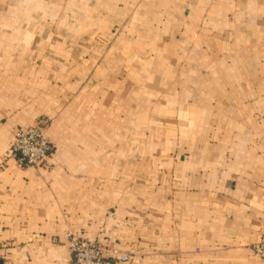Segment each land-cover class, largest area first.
I'll return each mask as SVG.
<instances>
[{
    "label": "crops",
    "instance_id": "1",
    "mask_svg": "<svg viewBox=\"0 0 264 264\" xmlns=\"http://www.w3.org/2000/svg\"><path fill=\"white\" fill-rule=\"evenodd\" d=\"M39 118L45 162H5ZM67 232L264 264V0H0V264H71Z\"/></svg>",
    "mask_w": 264,
    "mask_h": 264
},
{
    "label": "built area",
    "instance_id": "2",
    "mask_svg": "<svg viewBox=\"0 0 264 264\" xmlns=\"http://www.w3.org/2000/svg\"><path fill=\"white\" fill-rule=\"evenodd\" d=\"M46 124L47 121L41 118L25 128L17 129L4 161L13 159L24 168L41 166L51 151L45 136ZM65 245L70 251L71 264H115L128 261L127 255L115 248H105L99 239L81 237L72 232H67ZM253 250L255 257L264 261V236L254 245Z\"/></svg>",
    "mask_w": 264,
    "mask_h": 264
},
{
    "label": "rangeland",
    "instance_id": "3",
    "mask_svg": "<svg viewBox=\"0 0 264 264\" xmlns=\"http://www.w3.org/2000/svg\"><path fill=\"white\" fill-rule=\"evenodd\" d=\"M39 119H41V118H39ZM39 119H37V120H39ZM43 119H45V118H43ZM37 120H36V121H37ZM45 120H46V119H45ZM36 121H35V122H36ZM46 121H47V120H46ZM93 239H94V238H93ZM260 239H261V238H260ZM260 239H259V240H260ZM255 244H256V243H255ZM255 244L252 245V251H253V254H254L253 247H254ZM102 245H104V244L102 243ZM104 247H105V248H114V247H112V246L108 247V246H106V245H104ZM115 249H116V248H115ZM127 256H128V255H127ZM254 256H255V255H254ZM256 258H257V257H256ZM257 259H258V258H257ZM259 260H260V259H259ZM262 261H263V260H262ZM128 262H129V257H128V261L125 262V263H128Z\"/></svg>",
    "mask_w": 264,
    "mask_h": 264
}]
</instances>
